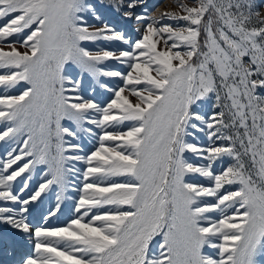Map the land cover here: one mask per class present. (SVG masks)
<instances>
[{
    "label": "snow or ice",
    "instance_id": "1",
    "mask_svg": "<svg viewBox=\"0 0 264 264\" xmlns=\"http://www.w3.org/2000/svg\"><path fill=\"white\" fill-rule=\"evenodd\" d=\"M107 7L139 25L134 41L95 0H0V225L32 246L16 264H258L264 0H177L159 16L146 0ZM100 41L127 48L85 43ZM88 77L106 103L85 95ZM82 135L97 141L85 155L67 139ZM70 174L82 177L74 214L51 223L58 194L33 224Z\"/></svg>",
    "mask_w": 264,
    "mask_h": 264
},
{
    "label": "rangeland",
    "instance_id": "2",
    "mask_svg": "<svg viewBox=\"0 0 264 264\" xmlns=\"http://www.w3.org/2000/svg\"><path fill=\"white\" fill-rule=\"evenodd\" d=\"M95 2L98 4V10L103 18L104 21H106L109 24H112L118 31H122L125 33L126 37L129 38L131 41H134L138 36L139 33L135 31L136 28L139 27L138 24H136L134 21H128L123 19V17L117 13L113 8L107 7V0H105V4L103 6H99V0H95ZM176 3L177 0H146V6L150 12L151 15L159 16L161 12L164 11H176ZM169 9L163 10L165 7H169ZM162 8V10H161ZM139 11V9H137ZM169 21H165V23H168ZM86 45L91 50H96L97 47H105L108 50H121L124 48H127V45H123L120 42H111L107 43L104 41L98 42V44L93 45L90 42H85ZM106 67L116 69V70H123L126 66L119 64L115 61H109L106 62ZM101 80L106 81L109 83L110 86L116 87L120 84L118 79H112V78H101ZM85 95L90 98H94L96 101L103 103H106L107 100L111 97V93L107 92L104 89H101L99 85L93 81L90 77L85 79ZM206 111H210V109H206ZM128 123V122H126ZM97 133L99 130H96ZM199 136V142L205 143L206 138L203 136V134H197ZM70 142L74 143H80L82 145V151H80L79 155H85L86 153L90 152L91 150H94L96 146V139H90L85 135H82L79 139L73 140V138L68 137L67 138ZM7 145L0 143V154H3L5 151V148ZM190 159L195 160L194 157L190 156ZM203 163L204 161H199ZM78 169H83L85 165L82 162L72 161L70 162ZM221 165L217 164L216 167L219 169ZM33 179H32V185L35 186L37 181L41 178L39 175H37L35 172L32 173ZM73 182L75 184H79L82 182V177L76 178L73 177L71 174L69 175V184L66 189L61 191L59 188H53L51 192H49L47 195H45L43 199L42 205L34 206L32 209V212L30 213V219L32 220L33 224L34 221L39 222L40 221V212L42 210H46L47 208L53 206L56 201V196L59 194L61 195V201L62 204V212L58 213L57 218L53 219L51 223L56 226H61L67 220L72 216L74 213L70 211L72 205L74 204L75 199L77 198V192L75 190V187L73 186ZM211 199V198H209ZM40 223V222H39ZM44 222H41L40 224H43ZM24 237H22L19 233L15 232L14 230L10 229L9 226L6 225H0V264H3L1 260H7L8 256L12 251L13 244L14 247H19V245L23 242ZM9 246V247H8ZM29 252L26 254L31 253L32 246L30 245ZM10 252V253H9ZM258 264H264V255L257 257Z\"/></svg>",
    "mask_w": 264,
    "mask_h": 264
},
{
    "label": "bare ground",
    "instance_id": "3",
    "mask_svg": "<svg viewBox=\"0 0 264 264\" xmlns=\"http://www.w3.org/2000/svg\"><path fill=\"white\" fill-rule=\"evenodd\" d=\"M170 6L167 8L165 7L163 10H166V9H169ZM162 10V8H161ZM40 223L43 222L42 220L39 221ZM34 223L36 224L37 221H34ZM30 243L27 241L26 238L23 239V242L19 245V247H14V244H13V248H12V251L10 250V254L6 257L7 260H1L3 262V264H16V261L19 259V257L21 255H24L26 254L27 252H29V249L31 248L30 247Z\"/></svg>",
    "mask_w": 264,
    "mask_h": 264
}]
</instances>
